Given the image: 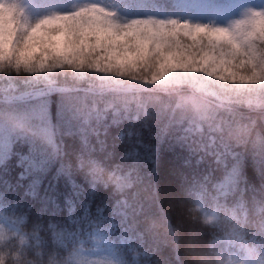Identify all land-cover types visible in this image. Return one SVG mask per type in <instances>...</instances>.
<instances>
[{
	"label": "snow or ice",
	"instance_id": "6c2138e0",
	"mask_svg": "<svg viewBox=\"0 0 264 264\" xmlns=\"http://www.w3.org/2000/svg\"><path fill=\"white\" fill-rule=\"evenodd\" d=\"M253 15L260 18L258 24L264 21V14ZM70 20L67 15L45 16L23 39L15 26L9 25L0 43V68L9 64L17 72L23 69L26 73H45L67 64L76 71L88 68L115 72L117 76L128 75L129 67L137 70L134 55L118 58L114 63L105 60V67L95 57L92 62L84 57L74 58L68 46L71 36L65 30V22ZM159 68L160 78L167 75L162 65ZM208 74L214 75L215 71ZM156 79L150 82L155 83ZM100 87L83 77L72 81L45 77L43 81L0 82V218L6 211L19 213L21 224L30 223L37 232L47 233L46 247L71 248L79 237L86 235L94 242V251L100 254L89 264H128L123 254L137 248L143 249L142 264H149L148 258L162 247L170 248L175 264H184L178 228L151 179L159 166L163 146L167 145L169 151L200 153L194 165L188 162L191 179L189 182L188 174H182L180 191L200 201L211 194L218 211L235 222L224 238L213 234L211 245L238 250L257 260L264 257V220L259 230L251 233L242 226L249 223L245 191L250 169L255 168L264 176V138L257 137L258 147L249 154L246 145L251 128L243 125L233 131L232 123L226 120L210 127L209 136L170 135L169 128L175 125L171 120L161 124L163 113H153L158 123L152 125L147 104L121 107L109 96L114 89L105 92ZM134 108H143L142 114ZM117 158L119 163H115ZM145 172L149 183L142 187ZM13 173L15 179L11 180ZM53 173L57 184L48 182L49 190L42 200L44 207L34 217L29 196L35 197ZM77 174L83 176L84 184L73 179ZM61 177L67 186L63 190L59 187ZM100 188L112 190L97 201ZM41 214L48 219L44 220ZM216 218L207 217L205 223ZM160 227L165 229L163 234L157 231ZM204 235L192 233L193 239ZM257 237L262 242L258 250L249 246L255 244ZM189 247L191 242L185 250ZM192 253L200 255L194 247ZM73 256L79 253L74 251ZM74 264L83 261L76 259Z\"/></svg>",
	"mask_w": 264,
	"mask_h": 264
},
{
	"label": "trees",
	"instance_id": "16d2710c",
	"mask_svg": "<svg viewBox=\"0 0 264 264\" xmlns=\"http://www.w3.org/2000/svg\"><path fill=\"white\" fill-rule=\"evenodd\" d=\"M42 1V0H38ZM132 7L137 8L142 4L144 8L158 10L165 13H175L178 11V1L180 0H125ZM55 29L54 31H59ZM70 34V33H69ZM68 46L72 49L74 58L84 57L90 62L95 57L101 62V66H108L105 60L115 62L116 59H127L128 55L136 57V69L128 68V75L117 76L115 72L105 73L89 70L76 71L67 64L62 68H54L51 72L45 73H26L21 69L19 72L9 64L0 68V82H20L24 80H41L45 77L49 79L60 78L68 81L79 80L81 77L86 82H94L102 85L100 91L109 92V96L121 107L127 104H147L150 111L149 123L156 125L158 119L153 115L161 112L164 121L171 120L175 127L169 128L170 135H189L190 137L209 136L210 127H214L217 122L230 121L232 129L235 131L239 126L248 125L251 134L248 136L246 149L249 154L256 151L255 144L257 137L264 138V73L260 74L256 68L249 71H230L228 78L215 82L213 91L215 94L201 91L195 85L184 83H163L159 80L161 74L159 66L164 64V53L166 48H153L152 43H140L132 52L127 49L128 40L122 42L118 39L112 40L96 37L84 32H76L70 35ZM182 47L173 56L175 67L182 68L188 61L190 52L193 51L192 41L182 34L178 35ZM23 39V38H22ZM114 39V40H113ZM189 47V48H188ZM258 55L255 58L258 62L264 63V39L257 43ZM157 78L155 83L150 81ZM146 78V79H145ZM233 79L235 82H233ZM131 90V91H128ZM108 97H105L107 99ZM139 110L141 114L143 108ZM213 116L215 120L211 119ZM254 122V123H253ZM147 133V129L145 130ZM242 146L241 150H244ZM160 163L156 169V174L152 181L159 189V197L165 208L169 211L173 223L178 228V235L181 238V255L184 264H260V260L247 256L244 252L219 246H212L213 234L224 238L235 223L225 219V213L218 211L212 195H208L202 201L194 195H185L180 191V184L183 180V173L191 179L192 168L189 163L195 164L199 157V152L189 155L187 150L176 149L169 151L167 145L163 146ZM115 163H119L117 158ZM130 163V161H129ZM54 173L43 183L42 189H38L36 196H29L34 208L33 216L44 207L42 200L44 192L48 191V182L57 184ZM15 179V174L10 177ZM73 179L78 184H84L82 175H75ZM149 177L145 172L144 185L147 187ZM59 187L63 190L65 185L64 178L59 180ZM112 189L100 188L97 194V201L107 195ZM211 193V186H209ZM149 193H145L148 195ZM254 198V199H253ZM245 199L248 202L249 223L242 226L249 232L258 231L260 222L264 220V176L252 168L250 169L248 186L245 191ZM66 214V209H63ZM44 220L48 217L41 214ZM216 216L212 223H205L207 217ZM0 226L6 228V236L0 239V264H74L76 259H81L83 264H89L100 258V254L94 251V242L86 235H82L71 248L61 249L55 246L46 247L44 240L47 233L37 232L30 223H20V214L6 211L0 218ZM161 234L165 229H157ZM205 233L204 236L195 238L197 243L185 250V245L191 242L192 233ZM251 238V237H249ZM82 241V243H81ZM262 242L257 237L255 244L250 247H257ZM147 247V244L145 245ZM195 248L200 255H193L192 248ZM78 252L79 256H73V252ZM123 258L128 264H141L145 259L143 249H135L123 254ZM149 259V264H175L170 255V248L162 247Z\"/></svg>",
	"mask_w": 264,
	"mask_h": 264
},
{
	"label": "rangeland",
	"instance_id": "374dc122",
	"mask_svg": "<svg viewBox=\"0 0 264 264\" xmlns=\"http://www.w3.org/2000/svg\"><path fill=\"white\" fill-rule=\"evenodd\" d=\"M254 12L264 14V0H180L175 13L147 9L142 4L134 9L125 0H0V43L9 25L15 26L22 39L43 17L67 15L71 20L65 22V30L70 35L80 31L124 43L128 40L126 48L131 52L143 42L152 43L153 48H166L162 51V66L167 75L160 78V74L159 80L165 84L195 85L216 96L213 86L221 81L219 76L256 67L260 74L264 73V63L255 58L257 43L264 39V21L258 24L260 18ZM185 24L187 27H183ZM197 26L205 30L200 31ZM179 34L192 41L193 51L184 63L187 71L174 65V53L182 47ZM213 70L215 74L209 75ZM6 231L0 226V239ZM191 240L192 247L197 240Z\"/></svg>",
	"mask_w": 264,
	"mask_h": 264
}]
</instances>
